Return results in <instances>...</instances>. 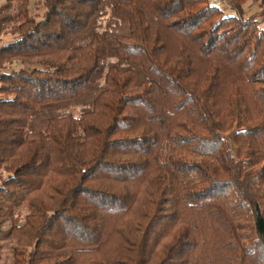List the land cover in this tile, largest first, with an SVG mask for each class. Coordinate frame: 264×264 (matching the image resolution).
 I'll return each mask as SVG.
<instances>
[{
	"label": "trees",
	"instance_id": "trees-1",
	"mask_svg": "<svg viewBox=\"0 0 264 264\" xmlns=\"http://www.w3.org/2000/svg\"><path fill=\"white\" fill-rule=\"evenodd\" d=\"M251 1L5 0L0 264H264Z\"/></svg>",
	"mask_w": 264,
	"mask_h": 264
},
{
	"label": "rangeland",
	"instance_id": "rangeland-1",
	"mask_svg": "<svg viewBox=\"0 0 264 264\" xmlns=\"http://www.w3.org/2000/svg\"><path fill=\"white\" fill-rule=\"evenodd\" d=\"M4 2H5V0H0V6L2 4H4ZM221 4H224V3H221ZM223 8L225 10H227V7H225L224 5H223ZM243 9H244V14L246 16L251 15V14L255 13L258 10L256 4L252 3L251 0H247V2L243 6ZM15 12H17V9L14 7L12 9V14L15 13ZM28 13H29V15H31L32 17H35L37 19L39 17H41L42 16V13H43V8L41 6V0H30L29 5H28ZM261 25L264 26V22H262ZM13 26H14V22L11 23V24H9L7 26V28L10 30V29L13 28ZM11 37H12V35L9 34V32H5L4 34H2L0 36V43L7 42L8 40H10ZM24 213H25V210L24 209H21L18 212L17 220L19 222L22 221V218H23ZM7 254H8V250H7V248H5L3 250V253H2V259H3V262L2 263L3 264H6V262H7Z\"/></svg>",
	"mask_w": 264,
	"mask_h": 264
}]
</instances>
